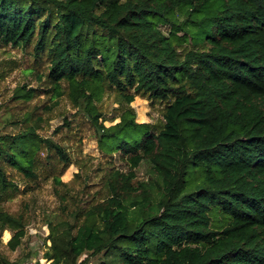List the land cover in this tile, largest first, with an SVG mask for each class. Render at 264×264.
I'll return each instance as SVG.
<instances>
[{"label":"trees","instance_id":"trees-1","mask_svg":"<svg viewBox=\"0 0 264 264\" xmlns=\"http://www.w3.org/2000/svg\"><path fill=\"white\" fill-rule=\"evenodd\" d=\"M0 42L32 45L54 97L65 82L98 125L100 148L148 159L157 177L133 188L113 172L79 224L49 222L50 264H264V0H0ZM104 85L165 101L163 124L130 109L99 123ZM41 143L69 164L32 128L0 135V193L16 189L7 165L38 176ZM6 226L14 249L21 223L0 211ZM0 264L20 263L0 253Z\"/></svg>","mask_w":264,"mask_h":264},{"label":"rangeland","instance_id":"rangeland-1","mask_svg":"<svg viewBox=\"0 0 264 264\" xmlns=\"http://www.w3.org/2000/svg\"><path fill=\"white\" fill-rule=\"evenodd\" d=\"M179 20L182 16H177ZM168 31V27H163ZM180 42L186 34L176 31ZM48 66L43 57L34 56L28 47L4 45L0 42V135L15 134L32 128L36 135L62 146L69 164L59 159L41 143L36 153L38 176L25 178L20 171L6 166L16 189L9 194L0 193V211L21 223L23 236L11 249L8 240L13 229L0 230V253L8 261L20 264H50L45 251L50 244L49 222L69 221L79 224L85 212L110 195L108 176L113 172L131 173L133 188L157 180L148 159L137 166L118 151H104L98 144V125L84 108L75 105L63 94L56 98L47 76ZM32 89L31 96L21 95ZM128 94V92H124ZM122 92L104 85L98 100L94 101L102 116L99 123L109 126L120 120L126 110H132L135 121L148 123L158 129L163 124L165 101L152 100L137 93L127 102ZM59 178L58 184L55 179ZM85 256H82L83 259Z\"/></svg>","mask_w":264,"mask_h":264}]
</instances>
